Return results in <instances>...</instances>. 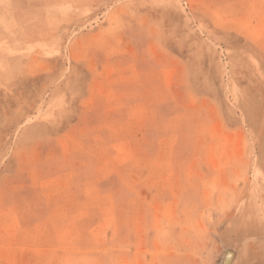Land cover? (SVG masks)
I'll list each match as a JSON object with an SVG mask.
<instances>
[{"label": "rangeland", "instance_id": "1", "mask_svg": "<svg viewBox=\"0 0 264 264\" xmlns=\"http://www.w3.org/2000/svg\"><path fill=\"white\" fill-rule=\"evenodd\" d=\"M228 252L264 264V0H0V264Z\"/></svg>", "mask_w": 264, "mask_h": 264}, {"label": "bare ground", "instance_id": "2", "mask_svg": "<svg viewBox=\"0 0 264 264\" xmlns=\"http://www.w3.org/2000/svg\"><path fill=\"white\" fill-rule=\"evenodd\" d=\"M4 11H5V10H4ZM11 19H12V18H11ZM232 258H233V254H232V253L227 254V256H226V260H225L226 264H231Z\"/></svg>", "mask_w": 264, "mask_h": 264}, {"label": "water", "instance_id": "3", "mask_svg": "<svg viewBox=\"0 0 264 264\" xmlns=\"http://www.w3.org/2000/svg\"><path fill=\"white\" fill-rule=\"evenodd\" d=\"M230 253H232V252H228V254H230ZM224 264H226V262H224Z\"/></svg>", "mask_w": 264, "mask_h": 264}]
</instances>
